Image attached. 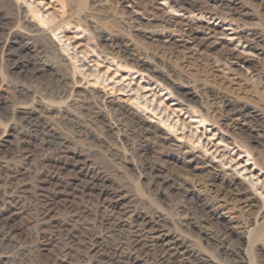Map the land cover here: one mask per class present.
I'll return each instance as SVG.
<instances>
[{"label": "rangeland", "instance_id": "rangeland-1", "mask_svg": "<svg viewBox=\"0 0 264 264\" xmlns=\"http://www.w3.org/2000/svg\"><path fill=\"white\" fill-rule=\"evenodd\" d=\"M180 7L0 0V264H80L63 242L98 231L107 202L162 216L168 237L209 264H264V0ZM145 80L154 96L142 93ZM139 92L153 102L147 112L135 106ZM118 97L149 118L150 139L114 117ZM29 116L70 151L28 136ZM206 148L224 160L209 165ZM159 179L174 181L163 188ZM40 198L53 209L50 244ZM191 213L207 233L228 230L238 255L223 258L188 228Z\"/></svg>", "mask_w": 264, "mask_h": 264}, {"label": "bare ground", "instance_id": "bare-ground-1", "mask_svg": "<svg viewBox=\"0 0 264 264\" xmlns=\"http://www.w3.org/2000/svg\"><path fill=\"white\" fill-rule=\"evenodd\" d=\"M175 2L178 6H181V10L187 11L198 7V0H175ZM37 26L40 28V25ZM188 33L191 36L195 35V31L191 28H189ZM141 79L143 80L144 78L141 77ZM145 82L148 86L141 89L142 93L151 91V95L154 96V85L152 86L147 80H145ZM125 91L128 92V90ZM107 94H105L106 97L104 96V100L106 101L108 98ZM133 95L135 94L131 93V96ZM135 99L139 101L135 106L143 109V111H148V104L153 106V102L149 101L146 94H140L139 92ZM140 100L145 101L143 106L140 105ZM130 103L122 97L111 100V104L114 106V117L121 123H130L134 129L139 132L138 135L142 139H150L151 135L154 133V129L148 125L149 118H146L143 113L140 114V110L138 111V109ZM24 129L26 134L30 137L43 136L44 142L49 146L54 147L60 154L66 155L70 151L66 142L61 139L60 136L45 128L41 122L37 121L32 116L25 119ZM75 129L77 132H81L79 124L76 125ZM207 148V152L205 151L206 163L213 165L214 162L220 163L224 160L220 156L218 149L211 153L209 152L211 150H208ZM233 164H235V162L231 160L228 163V168H231L230 166ZM235 169H237V167ZM149 170V172L153 173L154 167L149 166ZM247 171L248 170L245 169L243 173H246ZM173 181L174 179H159L157 184L164 188L172 184ZM259 184L260 182L258 181L256 185ZM105 204L107 212L104 213V215L97 216L95 219L98 223V231H96V226L93 228L89 227L86 228V233L90 236L88 237V240L84 237V239L77 241L78 239L76 238H79V236L76 238L69 236L63 242L64 252L67 255H74L80 264H209L207 260L198 256V254L196 255L189 251L187 245L180 241V239L168 237L163 229L166 220L162 216H157L155 218L137 216L130 210L119 208L114 202H107ZM37 205L40 210V230L41 233L44 234L43 237L46 242L50 244L54 240V235L52 234L53 232L48 234L49 231L46 228V224L48 222L47 218L53 209L49 207V205H51L50 201H45L43 198L38 200ZM186 226L188 228H199L200 232L206 236V239L208 238V240L210 239L214 242L216 250L223 258L231 259L238 255L235 248H232L229 244L228 230L226 231L223 229L220 232L207 233L201 220L193 213H191V217L188 219Z\"/></svg>", "mask_w": 264, "mask_h": 264}]
</instances>
